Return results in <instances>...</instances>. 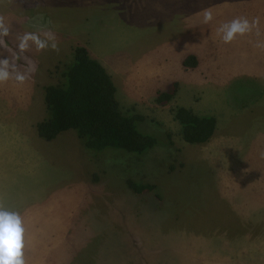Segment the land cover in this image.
<instances>
[{
    "label": "rangeland",
    "instance_id": "374dc122",
    "mask_svg": "<svg viewBox=\"0 0 264 264\" xmlns=\"http://www.w3.org/2000/svg\"><path fill=\"white\" fill-rule=\"evenodd\" d=\"M0 16L9 49L42 26L59 49H31V78L0 85V203L23 217L27 264H264V0H0ZM238 17L258 18L259 35L225 44L217 29ZM79 44L156 139L143 154L93 152L75 130L39 135L45 88ZM179 106L216 118L208 142L183 138ZM129 180L155 188L137 194Z\"/></svg>",
    "mask_w": 264,
    "mask_h": 264
},
{
    "label": "trees",
    "instance_id": "16d2710c",
    "mask_svg": "<svg viewBox=\"0 0 264 264\" xmlns=\"http://www.w3.org/2000/svg\"><path fill=\"white\" fill-rule=\"evenodd\" d=\"M199 61L194 53L184 56L186 70L196 68ZM59 81L46 86V118L39 122L38 133L52 140L60 133L75 130L85 148L100 151L108 147L121 148L143 154L152 148L156 139L137 128L142 115L126 114L117 98V86L105 66L90 54L84 45H77L72 59L60 66ZM177 82L157 96L160 105L168 104L176 95ZM175 118L182 128L183 138L192 144L208 142L216 133L214 116L200 115L192 109L179 106ZM130 188L137 194L149 192L153 184L129 180Z\"/></svg>",
    "mask_w": 264,
    "mask_h": 264
},
{
    "label": "clouds",
    "instance_id": "9594fccd",
    "mask_svg": "<svg viewBox=\"0 0 264 264\" xmlns=\"http://www.w3.org/2000/svg\"><path fill=\"white\" fill-rule=\"evenodd\" d=\"M212 19V12L205 10L203 22L209 23ZM258 25V18L250 22L247 18L238 17L222 24L217 29V34L225 44H228L237 36L251 33L253 29H257V35H259ZM10 33V25L6 23L5 17L0 16V85L9 81L22 85L37 71L36 63L26 53L33 48L37 52L49 48L59 51L57 38L53 32L42 26L38 31L17 35L18 43L16 50L13 51L9 49L5 41ZM254 47L264 50V42L257 41ZM21 60L23 64L19 63ZM25 247L26 227L22 215L0 203V264H27Z\"/></svg>",
    "mask_w": 264,
    "mask_h": 264
},
{
    "label": "crops",
    "instance_id": "0c3cea01",
    "mask_svg": "<svg viewBox=\"0 0 264 264\" xmlns=\"http://www.w3.org/2000/svg\"><path fill=\"white\" fill-rule=\"evenodd\" d=\"M4 159L0 158V161H3Z\"/></svg>",
    "mask_w": 264,
    "mask_h": 264
}]
</instances>
